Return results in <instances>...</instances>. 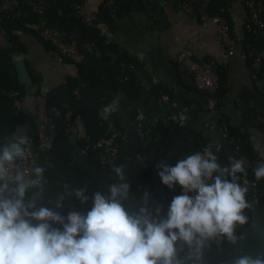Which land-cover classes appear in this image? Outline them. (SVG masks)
Returning <instances> with one entry per match:
<instances>
[{"label":"trees","instance_id":"obj_1","mask_svg":"<svg viewBox=\"0 0 264 264\" xmlns=\"http://www.w3.org/2000/svg\"><path fill=\"white\" fill-rule=\"evenodd\" d=\"M82 1L44 0V9L40 15L31 12L26 6H20L24 11L23 16H14L12 9L0 3V144L4 142L6 136L15 132L18 125L27 126L30 138L29 154L33 166L39 165L46 169L45 197L37 201L38 205L54 207L48 203V200H54L63 192L65 184L72 188L87 185L86 195L90 198L88 202L82 203L75 197H66L63 207L57 209L64 210L74 206L84 213L92 205L91 197L94 192L97 190L107 192L109 184L115 182L114 174L111 173L112 165L123 164L127 182L130 183L132 202L138 201L143 192H148L152 198L148 207L153 212L156 207H161L163 217L172 198L184 193L178 185L175 189L164 185L158 172L162 170V165H175L177 160L196 151H202L208 145L203 135V125H201L202 129L196 131L185 126L179 119L167 124L154 123L144 133L145 161L142 165L132 160V155L138 150L136 140L120 143L116 159L108 165H101L91 154H79L80 148L86 143L85 137H88L89 142H93L103 134L108 120L101 119L100 113L106 105V98H111L117 91L127 93L130 91L132 72L127 73L125 81H119V68L120 63L126 67L130 65L134 67L135 61L112 41L106 40L102 31L112 32L114 30L112 15L126 10L132 4L134 6L137 4L135 0H113L117 8L111 14L100 4L93 13L94 24L85 27L81 21L83 13L75 12L72 7L74 4H81ZM231 1L209 0L206 7L208 14H215L218 8L224 7L228 21ZM262 3L264 5V0ZM40 19L65 33L73 32L77 50L81 54L79 60L71 61L77 69L76 75L66 78L63 83L48 89L41 96L46 142H40L38 138L35 118L26 113H16L8 96L12 90H18L20 97L25 92L23 84L17 78L12 56L26 53L22 35L40 40L37 32ZM251 38V35L242 29L240 42L250 41ZM84 42L91 44L90 50L82 47ZM43 45L45 48L54 49L46 42H43ZM23 63L27 69L28 64L25 59ZM245 63L249 66V62ZM223 69L217 70L216 96L220 95L224 86ZM27 72L32 83H35L36 76L28 69ZM258 81L259 87L251 82V88L241 91L238 95L240 102L237 104V110L240 118L237 122H229L219 111L218 104L216 105L220 117L214 120V124L220 131L222 124L227 128V135H223V141L218 147L219 151L215 150L218 163L221 166H230L226 155L233 142L238 144L240 152L250 160L245 176L248 181L254 182V186H247L246 199L252 205L250 209L244 210L248 221L244 225L237 226V235L242 233L243 238L239 239L236 245H230L225 238H217L210 242L211 247L206 249L201 264H229L237 255L264 251V179L257 181L252 171L256 161L261 159L259 152L253 149V144L258 143L260 149L264 150V73L258 76ZM195 112H205V109L196 107ZM67 113L70 114L71 121L74 117L80 118L83 126L80 136L67 130L65 121ZM252 131H257L259 140L252 137ZM229 139H232V142ZM27 195L30 197L32 193ZM140 206L142 205H136L137 210Z\"/></svg>","mask_w":264,"mask_h":264},{"label":"clouds","instance_id":"obj_2","mask_svg":"<svg viewBox=\"0 0 264 264\" xmlns=\"http://www.w3.org/2000/svg\"><path fill=\"white\" fill-rule=\"evenodd\" d=\"M119 99L102 108L101 119L119 111ZM29 144L23 130L0 144V264H201L210 242L225 238L236 245L243 238L237 226L247 223L244 210L252 205L237 174L247 175V170L239 159L221 166L211 144L175 165L161 166L162 183L170 189L178 185L184 193L172 198L163 217L161 207L154 212L148 207V192L132 202L123 164L112 165L115 182L107 192L95 191L84 213L73 209L64 216L57 209L66 197L88 202L87 185L65 184L48 200L54 207L38 205L45 197L46 169L34 165L28 176L21 171ZM253 149L261 157L252 168L259 181L264 179V150L258 143ZM137 204L142 205L138 210ZM229 264H264V251L237 255Z\"/></svg>","mask_w":264,"mask_h":264},{"label":"crops","instance_id":"obj_3","mask_svg":"<svg viewBox=\"0 0 264 264\" xmlns=\"http://www.w3.org/2000/svg\"><path fill=\"white\" fill-rule=\"evenodd\" d=\"M137 1L135 0V6L132 4L126 10L112 15L114 30L108 32L106 39L135 61L131 70L129 93L117 91L110 98L112 100L117 95L120 98L119 111L112 114L115 122L125 137L132 141L139 134L146 133L156 122L167 124L179 119L190 129L200 130L207 113H194V110L196 107H203V99L200 92L192 86L188 60H177V56L182 50H188L192 58L200 61L221 57L224 50L219 33L209 20H199L182 12L177 6L179 0ZM100 4L102 0H85L81 5V12L92 14ZM244 19L245 10L240 1L232 0L228 9V21L237 46L241 43ZM21 38L26 46V53L17 55L15 60L23 62L25 59L27 69L37 79L32 83L24 65V80L20 82L25 92L21 96V105L26 114L35 118L38 133L39 125L45 127L41 96L48 89L63 83L66 78L76 75L77 69L71 62L73 60L58 62L55 50L45 48L38 38L26 35ZM223 72L224 86L217 96V106L229 122H237L240 115L235 99L241 91L251 88L249 67L245 62L230 57ZM161 95H166L168 101L164 102ZM72 124L77 132H83L79 117H74ZM21 130L28 135L26 125H18L15 132L19 133ZM203 135L208 145L213 146L215 154V147L222 143L223 134L210 122L209 127L203 126ZM251 135L259 140L257 131H252ZM46 141L47 136L41 142Z\"/></svg>","mask_w":264,"mask_h":264},{"label":"built area","instance_id":"obj_4","mask_svg":"<svg viewBox=\"0 0 264 264\" xmlns=\"http://www.w3.org/2000/svg\"><path fill=\"white\" fill-rule=\"evenodd\" d=\"M81 4H74L72 7L75 12L81 11ZM209 0H179L178 8L186 13L195 16L199 20H209L217 29L221 45L224 53L217 59L209 60H196L192 58L191 53L188 50H182L177 60H188V71L191 76V83L195 90L200 92L203 99V107L207 113L203 126L209 127L210 122H215V119L220 117V113L217 110L218 97L216 96V88L218 81L217 70L219 68H225L228 64V58L233 57L242 62H249V77L252 83L256 87H259L258 76L264 73V5L262 0H239L243 9L245 10V19L242 22V29L251 35V40L241 42L237 46L236 40L232 36L230 24L225 16L224 7L218 8L217 13L208 14L207 3ZM0 3L9 7L14 11V16H23L24 11L20 9V6H26L35 14H42L45 2L44 0H0ZM102 5L108 9L111 14L116 10V6L113 0H102ZM81 21L85 27L92 26L95 22L94 14H83ZM37 32L40 40L46 42L55 49L56 60L62 62L65 60H75L81 58V54L78 52L73 32L65 33L52 26L47 25L43 19H40L37 24ZM105 39L108 38L109 33L105 30L102 31ZM90 43L84 42L82 47L86 50H90ZM15 60V57L12 56ZM132 66L126 67L123 63H120L119 68V81H125L127 79V73L132 70ZM74 93H76L74 91ZM8 96L11 99V105L14 111L26 113L21 105V97L18 90H12ZM164 102L168 101L166 95L160 97ZM237 104L240 102L239 97H236ZM110 98H106V104L109 103ZM180 114V112H178ZM213 117V120H210ZM67 130L76 136H80L72 124L70 114L65 116ZM40 126V125H39ZM42 133L38 130L39 140H45L44 127L40 126ZM221 132L225 136L227 135V128L224 124L221 125ZM43 136V139L41 138ZM43 140V141H44ZM88 137H85L86 143L80 148V155L91 154L101 165H108L114 162L117 157L118 146L127 142V138L117 126L114 116L111 115L106 123L103 134L100 138L93 142L88 141ZM40 141V142H41ZM136 147L138 150L132 155V160L135 163L143 164L145 161L144 149V133L139 134L136 139ZM232 142V139H229ZM219 145L215 147L217 149ZM228 164L230 160H241L244 163L245 168L249 166L250 160L246 155L240 152L239 145L232 143L230 151L226 155ZM33 162L30 159L29 145L27 147L26 158L22 162L21 171L26 176L31 174ZM240 181L243 185L254 186V182L247 180L246 176L240 174ZM76 209H80L71 206L68 209L57 210L61 215L67 216L68 212ZM59 227V225H54Z\"/></svg>","mask_w":264,"mask_h":264},{"label":"water","instance_id":"obj_5","mask_svg":"<svg viewBox=\"0 0 264 264\" xmlns=\"http://www.w3.org/2000/svg\"><path fill=\"white\" fill-rule=\"evenodd\" d=\"M14 65H15V71H16V75L17 78L19 80H24V75H25V66L24 63L21 61H14Z\"/></svg>","mask_w":264,"mask_h":264},{"label":"rangeland","instance_id":"obj_6","mask_svg":"<svg viewBox=\"0 0 264 264\" xmlns=\"http://www.w3.org/2000/svg\"><path fill=\"white\" fill-rule=\"evenodd\" d=\"M38 130H39L40 133H42V130H41V127L40 126H39ZM41 138L43 139V136Z\"/></svg>","mask_w":264,"mask_h":264}]
</instances>
